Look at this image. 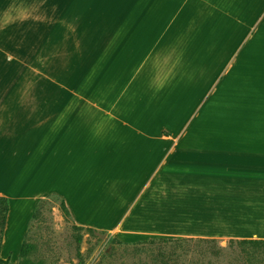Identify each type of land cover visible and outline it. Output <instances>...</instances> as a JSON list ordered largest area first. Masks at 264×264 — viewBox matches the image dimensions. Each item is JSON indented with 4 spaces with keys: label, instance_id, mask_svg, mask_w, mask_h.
I'll use <instances>...</instances> for the list:
<instances>
[{
    "label": "crops",
    "instance_id": "0c3cea01",
    "mask_svg": "<svg viewBox=\"0 0 264 264\" xmlns=\"http://www.w3.org/2000/svg\"><path fill=\"white\" fill-rule=\"evenodd\" d=\"M208 103L234 122L206 145ZM51 194L78 226L264 240V0H0V259Z\"/></svg>",
    "mask_w": 264,
    "mask_h": 264
},
{
    "label": "rangeland",
    "instance_id": "374dc122",
    "mask_svg": "<svg viewBox=\"0 0 264 264\" xmlns=\"http://www.w3.org/2000/svg\"><path fill=\"white\" fill-rule=\"evenodd\" d=\"M33 87L31 83H24L19 88L20 92L30 94ZM226 111L220 123L223 114L219 113V106L214 115L209 113V103L200 110L192 126L199 128L195 136L203 138L202 143L207 145L213 135L210 133L215 115L218 127L234 122V117ZM209 122L212 125L209 126ZM60 201V197L51 194L44 198L35 215L31 214L22 236L29 245L25 258L30 264H264V243L254 245L239 240L168 236L131 237L121 235L122 231L117 229L76 227L74 221L60 210ZM27 203L18 199L12 201L5 247L17 244L26 222ZM7 256L10 263L20 264L19 250L10 251Z\"/></svg>",
    "mask_w": 264,
    "mask_h": 264
},
{
    "label": "trees",
    "instance_id": "16d2710c",
    "mask_svg": "<svg viewBox=\"0 0 264 264\" xmlns=\"http://www.w3.org/2000/svg\"><path fill=\"white\" fill-rule=\"evenodd\" d=\"M43 202H44V199H41L38 202L33 216L35 215L36 211L38 210V208L41 206V204ZM59 207H60V210L65 215H67L69 217L68 210L66 209V206L62 200L60 201ZM8 209H9L8 198L5 196H0V242L2 240V234H3V230H4V224L6 221ZM75 226L77 227V225H75ZM239 241L248 242V243L254 244V245H260L261 243H264V240H261V239H250V240L244 239V240H239ZM28 251H29V245H27V243L24 239L21 246H20V249H19V255L21 257L20 264H30L29 260L25 258ZM0 262L4 263V264H13V263H10L9 257H7L6 259H0Z\"/></svg>",
    "mask_w": 264,
    "mask_h": 264
}]
</instances>
